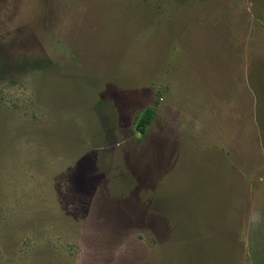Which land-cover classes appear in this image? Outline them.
I'll list each match as a JSON object with an SVG mask.
<instances>
[{
    "label": "rangeland",
    "instance_id": "1",
    "mask_svg": "<svg viewBox=\"0 0 264 264\" xmlns=\"http://www.w3.org/2000/svg\"><path fill=\"white\" fill-rule=\"evenodd\" d=\"M0 264H264V0H0Z\"/></svg>",
    "mask_w": 264,
    "mask_h": 264
},
{
    "label": "trees",
    "instance_id": "2",
    "mask_svg": "<svg viewBox=\"0 0 264 264\" xmlns=\"http://www.w3.org/2000/svg\"><path fill=\"white\" fill-rule=\"evenodd\" d=\"M146 113H145V116L144 117H140V119H139V121H138V123H137V126H138V128L140 129V132L143 130V125L145 124V123H147V121H149L150 120V117H151V113H152V110H151V108H147L146 110Z\"/></svg>",
    "mask_w": 264,
    "mask_h": 264
}]
</instances>
